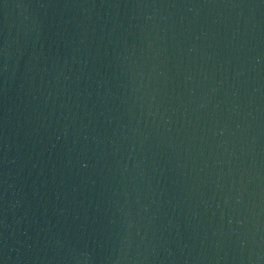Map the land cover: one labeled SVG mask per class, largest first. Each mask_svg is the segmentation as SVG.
Listing matches in <instances>:
<instances>
[{"label":"water","instance_id":"1","mask_svg":"<svg viewBox=\"0 0 264 264\" xmlns=\"http://www.w3.org/2000/svg\"><path fill=\"white\" fill-rule=\"evenodd\" d=\"M0 264H264V0H0Z\"/></svg>","mask_w":264,"mask_h":264}]
</instances>
